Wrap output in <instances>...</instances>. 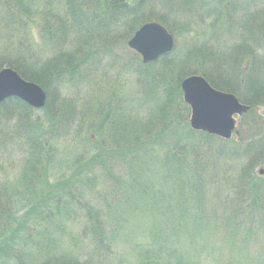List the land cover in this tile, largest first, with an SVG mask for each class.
Segmentation results:
<instances>
[{
    "label": "trees",
    "instance_id": "16d2710c",
    "mask_svg": "<svg viewBox=\"0 0 264 264\" xmlns=\"http://www.w3.org/2000/svg\"><path fill=\"white\" fill-rule=\"evenodd\" d=\"M3 9L10 21L24 19L25 40L19 45L28 59L9 65L39 84L47 103L40 109L18 97L0 103V146L19 140L28 153L18 165L14 188L0 179V228L17 223L1 243L6 257L0 264H112L117 239L129 238L131 218L144 212L163 222L153 221V247L140 246V264H184V257L176 256L178 236L202 234L203 225L195 221L206 219L195 211V225L186 222L196 206L189 203L188 190L207 204L206 189L231 179L236 182L228 207L239 217L235 228L248 234L264 231V177L255 172L264 162V121L259 127L261 116L247 117L250 133L242 135L243 144L229 146L231 140L191 128L180 85L187 75H201L246 103L250 109L244 117L264 106V0H0ZM185 13L186 19L181 17ZM148 21L168 29L174 50L175 37L184 33L192 37L191 48L146 65L139 58L127 65L155 95L151 107L135 110L128 102L125 108L114 94L117 102L106 109L100 96H90L104 90L107 67L121 58L118 48ZM29 25L48 46L29 41ZM228 35L241 42L231 46ZM72 151L79 152L72 168L69 159H59L71 168L70 175L59 174L50 183L48 162ZM229 157L244 159L245 165L232 170ZM20 202L26 207H18ZM34 220V227L48 223L59 230L58 237L48 232L45 243L34 241ZM71 222H80L78 236L67 232ZM168 229L170 241L162 240ZM22 230L16 248L13 240ZM81 243L90 251L83 247L78 256L73 246ZM27 245L33 251H23Z\"/></svg>",
    "mask_w": 264,
    "mask_h": 264
},
{
    "label": "rangeland",
    "instance_id": "374dc122",
    "mask_svg": "<svg viewBox=\"0 0 264 264\" xmlns=\"http://www.w3.org/2000/svg\"><path fill=\"white\" fill-rule=\"evenodd\" d=\"M8 14L9 13H7L4 9L0 10V70L4 68H11L17 71L14 67L9 65V62L15 60L20 61L19 58H21V61L23 60L26 61L28 59L23 53L22 47L19 45L20 40H25L24 37H22V35H25L24 34L25 30L22 29L23 27L21 26V23L24 19L21 16L19 18L12 17L14 20L10 21ZM181 17L186 19L187 14L186 13L182 14ZM19 20H21V22L19 23L20 26H18V24L13 23L16 21L19 22ZM148 22H156V21H148ZM142 25H140L133 32L130 38L125 40L124 44H121V46L118 48L117 52L120 54L121 58L118 61V64L115 65V64H111L110 62L109 64L110 67L109 66L107 67V70L105 72L108 75V79L105 80V83L103 82L104 90L102 92L101 91L94 92V95L90 96V97L96 96V98L100 96V99L102 100L100 101L103 102L106 109L109 108L108 106L110 103L115 104L117 102L116 96L119 95H120V101L122 102V105L124 107L128 105V102L131 103V106H133L135 110L146 109L147 107L152 106L151 97H155V95L147 93V91L144 88V85H142V83L138 81L134 71H132V69H127L128 68L127 65L131 66L133 63H136V58H139L142 61L141 56L136 51L131 49L128 45L129 40L133 37L134 33ZM29 30L30 33L28 34V38L30 42H33L38 47L49 45L48 42L44 41L41 38L40 32L37 28L34 29L33 26L29 25L28 31ZM184 34L175 37L176 48L175 50L173 49L174 53L175 51L180 49L182 50V52L186 53V51L188 52L189 48H191L190 42L192 40V37L190 38L186 34L185 35ZM199 39L202 40L201 37H199ZM227 40L231 46L238 45L241 42L239 41L238 36L234 38L228 35ZM244 41L247 42L245 38ZM199 54L203 55L204 53H199ZM161 57H159L158 59H160ZM188 76L191 75H187L186 77ZM24 79L27 81H31L28 80L27 78ZM112 83H113V88L109 86ZM115 83L117 84V86L114 85ZM114 89H117L116 92H113ZM225 92L232 93L229 91H225ZM240 102L248 106L242 100H240ZM96 104L97 103H95V105ZM255 111L257 112L256 113L250 112L248 113V115L245 114L246 117H244L243 115L246 111L242 115L236 116L235 118L236 128L233 132L232 138L228 139L231 140L229 146H232L233 144L236 145L237 143L243 144L244 141L242 140V135L245 133H250L248 129V126L250 124H249V119L248 121L246 120L247 117H250L251 119L253 118L258 119L259 116H261L260 119L261 121L259 122L258 126L262 127V122L264 121V106L257 108ZM252 112H254V110H252ZM189 113L190 115L188 121L190 125L191 109ZM146 119L148 120V117ZM245 120L247 121L248 124H245ZM244 140L246 139L244 138ZM20 145H23V147L19 148ZM26 148L27 145H25L23 142L19 140H15L14 142L7 141L5 145L0 146V167H1L0 179L1 181H8L12 188L16 186V182L19 178L20 170L18 165L22 162L24 156L28 154L27 152H25ZM238 150L239 152L242 151L241 149ZM77 152L75 151L69 152L68 154L60 158L54 157V159L51 162H48L46 173L48 176V181L50 183H55L56 179L59 177V174L70 175L69 171L72 168V164H73L72 160L74 159ZM61 158L69 159L71 163V168H65L67 164L66 162L61 163L59 161V159L61 160ZM236 160L238 161V163L237 161L234 162L233 160H231L230 157L226 158L227 164L231 163L230 165L232 167V170H234L235 167H237L238 170L241 167H243V165H245L244 159H236ZM261 171H263V174H260ZM255 172L258 175L264 177V162L256 166ZM221 175L222 174L219 173L217 175V178L218 177L220 178ZM235 182L236 181L234 179H231V181L225 180L223 187H217V188L215 187L214 189L211 187L207 188L206 189L207 204H202L203 198H201L200 202L198 201L197 198L198 193L194 192L192 189L188 190L189 196H191L192 198V200L189 201V203L195 204L196 206H194L195 209L191 208L186 222L190 226L195 225V223L196 226H200V224H202L203 226L201 227L205 231L202 234L192 235L191 237H193V239L191 238L189 239L188 234L185 235L183 234L178 236L179 240L181 241L180 243L181 247L179 248V250H177L178 253H176V256L179 255L183 256L184 264H264V231L260 230L259 232L248 234L245 231H241V230L238 231L236 229L237 227L235 228L234 226L237 224L239 217L237 215H234V210H233L234 208L228 207V204L232 202L234 199L233 192H234ZM109 185L110 183H106V186L102 185V188L106 190ZM10 190L11 189L9 188V190L7 191L12 193V190L11 191ZM20 204L21 205L18 207L21 208L26 207L25 203L20 202ZM146 211L148 212V210ZM195 211L199 212L198 214L199 215L201 214V216L205 217L206 219L200 220V218L197 216L198 219L194 223V217L196 215L193 217L192 213ZM22 213L25 212L22 211L20 215ZM160 218L162 217L153 219L151 216H148L146 212H144L141 217L140 216L132 217L131 225L129 227L131 235L129 238L117 239L116 248H115L117 250L114 256L110 258L111 261L110 263L140 264L141 262L139 255L144 252V250L140 246L144 245L145 248L153 247V243H152L153 237L151 236L150 229L151 226L153 225V221H156V223L163 222V219ZM34 222L35 220L31 223L32 227H34L33 226ZM79 223L80 222L72 223V224L69 223L67 225L68 228L67 232H69V234L78 236L81 231V225ZM16 224H17L16 222H11V224H9L10 226L6 230L4 229L3 226L2 228H0V236L3 234L6 235L0 237V244L3 242L4 239H7L9 237L10 235L9 231L11 227L12 229H14ZM58 231L59 230H57L54 227L51 228V226H49L48 223L46 224L43 223V225L39 224L38 226L34 227V230H31V235L34 241L45 243V241H47L46 235L48 232L49 234L51 233L53 237L57 238ZM24 233L25 231L23 230L16 232V239L13 240V243H15L14 246L16 248L20 247L18 239H21V236ZM170 235H171V231L170 229H168V231L165 233V238L162 237V240L169 239L170 241V237H171ZM64 243L65 245H67L68 240L65 239ZM135 243L136 245H138L136 250H134L132 247L133 245H135ZM80 245L82 249L80 248ZM80 245L78 244L77 246H73L76 247L73 248V251L78 256L82 254L83 247H84V252L87 253L88 251H90L88 244L84 245L83 243H81ZM3 247H4L3 244H1L0 259L6 257V255H4L5 250ZM33 249L34 247H32V245L29 246L27 245L23 251H31V250L33 251ZM167 249L170 250V247H167ZM8 264H17V262L13 260Z\"/></svg>",
    "mask_w": 264,
    "mask_h": 264
},
{
    "label": "water",
    "instance_id": "95a60500",
    "mask_svg": "<svg viewBox=\"0 0 264 264\" xmlns=\"http://www.w3.org/2000/svg\"><path fill=\"white\" fill-rule=\"evenodd\" d=\"M128 45L141 56L144 64H149L171 53L175 40L162 24L147 22L134 33ZM181 89L184 102L191 109V128L225 140L232 138L236 116L249 109L234 94L214 88L201 75L183 79ZM10 97H18L37 109L47 101V93L39 84L25 80L14 69L4 68L0 70V103Z\"/></svg>",
    "mask_w": 264,
    "mask_h": 264
}]
</instances>
